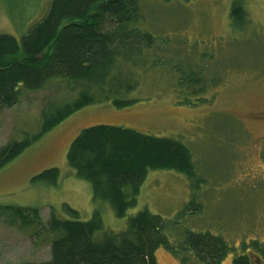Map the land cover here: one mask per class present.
<instances>
[{"label": "rangeland", "instance_id": "1", "mask_svg": "<svg viewBox=\"0 0 264 264\" xmlns=\"http://www.w3.org/2000/svg\"><path fill=\"white\" fill-rule=\"evenodd\" d=\"M231 3L140 0L139 26L154 34L162 47L182 56L191 46L197 52L226 53L221 63L241 68L231 69L224 84L207 93L213 94L210 102L188 106L178 102L176 77L167 66L134 67L137 85L124 97L137 101L121 109L111 102L87 105L43 134L0 168V204L38 208L43 221L51 212L70 219L64 204L74 208L81 221L97 211L102 230L96 237L102 231L123 230L130 216L145 209L167 222L171 241L179 231L191 229L220 235L233 244L236 250L221 264H232L233 256L243 252V242L259 240L264 245V0H242L249 21L246 37H238L230 27ZM47 5L48 0H0V34L20 40L43 17ZM73 95L58 80L39 91H25L20 102L0 112V146L39 131L45 100L61 102ZM96 124L121 125L182 141L192 154L198 187L191 191L188 178L174 170H148L136 204L117 217L107 201L92 199L91 184L77 177L66 161L70 142L83 128ZM51 167L59 170L56 185L32 181ZM190 202L200 205L199 210L176 218ZM49 241L43 234L34 236L0 222V264L46 261ZM254 251L249 246L244 249L256 264H264ZM155 257L158 264H181L163 247L155 251ZM187 264L196 263L190 259Z\"/></svg>", "mask_w": 264, "mask_h": 264}, {"label": "trees", "instance_id": "2", "mask_svg": "<svg viewBox=\"0 0 264 264\" xmlns=\"http://www.w3.org/2000/svg\"><path fill=\"white\" fill-rule=\"evenodd\" d=\"M47 6L43 17L20 40L0 34V112L20 102L25 91H39L52 80L60 81L74 95L61 102L45 100L39 113V131L0 146V168L87 105L111 102L121 109L136 102L124 97L137 85L134 67L167 66L176 77L178 102L188 106L210 102L213 94L207 93L223 85L231 69L241 68L221 63L226 53L197 52L191 46L182 56L162 47L154 34L139 26L143 18L140 0H48ZM228 19L238 37H246L249 21L242 0H232ZM66 161L77 177L91 184L92 199L107 201L117 217H123L136 204L148 170L182 173L191 191L200 181L192 154L182 141L121 125L83 128L70 142ZM58 178L59 170L51 167L36 174L32 181L56 185ZM199 208L190 202L176 218L194 214ZM64 209L70 219L58 218L51 212L43 221L38 208L0 204V222L4 225L50 239V259L17 264H158L155 251L160 247L170 251L181 264L190 259L196 264H221L228 253L236 250L223 237L208 231L184 229L171 241L166 234L167 222L145 209L130 216L123 230L102 231L96 237L95 233L102 230L97 211L89 220L81 221L74 208L64 204ZM247 246L255 250L258 260L264 261V245L252 240L242 243L243 252L233 256L232 264H256L244 252Z\"/></svg>", "mask_w": 264, "mask_h": 264}]
</instances>
